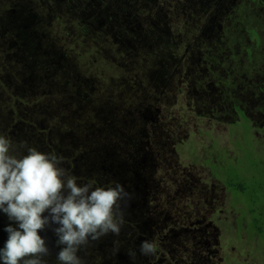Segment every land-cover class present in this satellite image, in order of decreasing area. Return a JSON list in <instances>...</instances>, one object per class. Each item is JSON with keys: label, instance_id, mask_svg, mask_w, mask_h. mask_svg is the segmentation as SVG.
<instances>
[{"label": "rangeland", "instance_id": "374dc122", "mask_svg": "<svg viewBox=\"0 0 264 264\" xmlns=\"http://www.w3.org/2000/svg\"><path fill=\"white\" fill-rule=\"evenodd\" d=\"M116 4H134L131 18L118 20L127 30L138 18L144 27L152 24L156 39L164 41L150 38L127 43L128 49L122 46L109 32L110 28L121 33L120 23L111 19ZM252 31L258 33L259 41L252 39ZM165 40L174 46L176 70L158 99L159 110L140 112L151 94L139 92L128 98L130 106H140L137 119L147 114L148 121L160 124V136L147 144L160 172L155 177H170L163 192L156 191L157 198L149 199L154 203L150 212L164 225L152 238L159 253L152 262L142 260L141 264H264V240L250 234L253 218L247 204L235 203L234 195L211 174L207 163L216 162L212 157L220 149L233 156L247 146L241 142L245 121L236 105L245 111L251 120L247 124L263 145L264 0H0V134L3 131L18 154L26 150L17 142L23 138L29 147L62 157L61 166L69 173L67 167L71 169L75 161L71 155L80 158L78 172L82 173L81 160L88 159L92 168L97 159L110 172L128 150L114 140L119 137L98 130L96 135L73 132L63 128L67 115L57 125L60 117L55 114L63 111L65 115L76 107L74 118L80 120L79 104L95 106V111L107 108L110 102L97 92L109 86L104 78H138L141 71L128 68L153 63L146 57L158 59ZM147 50L152 51L144 54ZM148 69L146 82L155 76L151 66ZM67 76L73 85L58 101L54 85ZM114 91L110 87L106 94ZM119 95L127 99L130 93L117 90L113 94L112 105L120 111ZM85 114L89 115L87 110ZM32 120L38 121L32 124ZM43 123L45 131L39 132ZM49 125L56 126L54 142ZM89 137H97L93 149L101 147L103 153L86 154ZM263 151L257 149L258 160L264 159ZM118 181L132 194L131 203H142L143 210L136 174ZM164 244L178 247L176 261L174 252L162 248Z\"/></svg>", "mask_w": 264, "mask_h": 264}, {"label": "trees", "instance_id": "16d2710c", "mask_svg": "<svg viewBox=\"0 0 264 264\" xmlns=\"http://www.w3.org/2000/svg\"><path fill=\"white\" fill-rule=\"evenodd\" d=\"M70 2H73V0H70ZM69 6L71 7L72 5ZM129 10L131 12H128ZM132 11H134V4L132 7L116 4L111 19L115 21L122 20L124 18L130 19ZM159 20L160 19H157V21ZM120 25L121 26L119 28L121 29V33L112 31L110 28L109 32H111L113 36L117 38L118 42H120L121 45L127 49V43L138 44V42H148L150 38L153 40L162 39H156V36L154 35L157 31L154 29L152 24L148 27H144L140 24L138 18L136 19L134 27H130L128 30L121 23ZM86 28L88 29V26H86ZM258 37V33L256 31H252V39H257V41H259L260 38ZM165 42L166 43H164L161 49L159 47L158 59L146 57L148 62H153L149 64V66H151L155 73L154 79H151L148 82L144 79V75L149 74L150 72L148 64L145 68H141L142 64L137 66H135V64H131V67L128 69L137 72L141 71L138 78H117L114 76L104 78L107 80L106 84H109V86L106 88V85H104L97 92L100 95H104L105 99L110 102L107 108L104 106L102 111L100 109H96L95 111V106L90 107L86 104H79L77 107L82 108V111H79L82 114L80 120L74 118V115L78 113L76 107L71 111L69 110L70 112L66 111L65 115L63 111H58V113L55 114L60 117L57 125L63 121V118L67 115L64 120L63 128L65 129L70 127L73 132H84L86 135H96V130H98L100 134L119 137L114 138V140L124 143L123 148L125 146L128 147V150L121 153V156L118 157V162H116L113 169L108 173H106L104 168L105 166L98 163L97 159L96 161H93V168L91 160L88 159V162L81 160L83 162V166L81 167L82 173L78 172L76 171V168L78 167L76 166V163L80 160V158L76 157V155H71V159H74L75 161L71 163L72 168L69 169L67 167V169L72 175H75L76 172H78L77 174H80L77 176L75 175L77 177V182L79 184H84L95 181V186H109L114 182H119L118 179L121 177L133 172V174H136V183H138L141 187L142 197L140 200L144 199L145 204L144 209L141 210L142 203H139L138 206L136 204H132L131 199L126 198L122 203L125 223L121 227L120 234L116 235L109 233L100 237L98 240H90L87 245L81 246L78 255L81 257L83 264H114L116 261L125 262L127 264H141L143 261L152 262L154 257L159 253L160 247L158 246L156 254L149 255L146 259V255H143L140 252V245L145 240L152 241V238L154 239L159 233V230L164 227V225H159L157 223L158 220L153 216L152 211L150 212L151 206L154 205V203L149 200L151 197L157 198L156 191L158 194L159 192L162 193L163 191H161V189H165L164 184L170 180L169 176L165 177L163 175H158L155 177L156 174L160 172L155 169L156 165L150 156V148L147 144L149 140L158 139L160 136L158 135L160 124L154 120L148 121L147 114L141 115L142 117L137 119L136 112L140 110V106L137 103L134 104L136 105L134 107L130 106V100H128V98L137 96L139 92H144L145 95L151 94L147 95L152 97L151 101L149 100L140 112H147V110H159L156 106L158 99H160L159 97H162V91L171 81V78H174L173 74L176 70V67L173 65L174 58L177 56L174 54V46L166 40ZM151 51L152 50H147L143 51V53L145 54V52L149 53ZM69 52L71 53V51ZM248 52L251 53V51ZM96 56L100 59L103 58L100 57L99 54H96ZM102 60H104V58ZM1 63L0 68H3ZM63 76L64 74L61 77ZM72 85V79L68 76L66 77V80L57 79V83L54 85L55 96L58 98H56V100H61L64 92L66 93V90L70 86L72 87ZM91 86L93 88L92 83ZM110 87L115 89V91L113 93L106 94L107 89ZM117 90H121V93H126L128 91L130 93L127 99L119 95L120 111L112 105L111 101L113 94H115ZM91 94V99L94 100L93 91ZM150 107H152V109ZM236 109L239 110L238 112L240 113L241 118L245 121V124H243L244 138L241 142H247V146H242L238 154L233 156L229 155L227 150L220 149L217 151L218 154L214 152L216 157H212L216 160V162H211V160H209L207 163L211 174L217 179H220L225 187L234 195L235 203L237 204L244 201L247 204L253 218L249 226L250 234L255 236L254 234L257 233L258 236L264 240V159L258 160L259 156L255 154L257 152L255 144L257 143L254 142V144L252 142V138H255V135L252 132L251 125L249 126L247 124L249 121L248 117H246L244 111L241 110L239 106L236 105ZM86 110L87 113H89L88 116L85 114ZM51 118V115H48V117L46 116L47 122H49ZM34 121L38 120H32V124H34ZM20 122L25 126V119L20 117ZM77 123L80 124L78 126L73 125ZM44 125L45 123H43V125L37 130L39 132L45 131V128H43ZM55 127L56 126L49 125V129L52 128L51 131L53 133V139L51 141L53 142L56 140L55 134L57 130ZM243 127L241 125V128ZM155 131L157 132L154 133ZM2 133L3 131L1 134ZM57 138L59 137L57 136ZM88 139L89 142H85V146L87 147L85 151H87L86 154L88 156L92 154L90 153L92 150H98L100 153H103L101 147L93 149V144H95L97 137H89ZM259 141L262 143L260 138ZM17 142L18 144L23 145L26 142V139L20 138ZM158 146L162 148L163 144L158 142ZM262 146L264 147V139ZM144 148H147L148 151H144ZM98 158H100V156H98ZM261 171L263 172V175L260 174ZM169 191L170 190H168V192ZM170 213L174 216L172 210ZM7 223V217L0 214V246H2L4 241L7 239V233L3 231ZM239 227L241 228V226ZM153 229L155 231H153ZM43 235L47 237L46 242L49 247V253L44 256L43 259L47 262V264H57L56 255L58 253V249L53 246L56 245V237L51 230H46ZM162 248L174 252V261H176L175 258L178 253V247L175 244L174 248L168 247L165 244L162 245ZM130 252L134 253V256L130 255Z\"/></svg>", "mask_w": 264, "mask_h": 264}, {"label": "clouds", "instance_id": "9594fccd", "mask_svg": "<svg viewBox=\"0 0 264 264\" xmlns=\"http://www.w3.org/2000/svg\"><path fill=\"white\" fill-rule=\"evenodd\" d=\"M0 134V214L7 217L0 246V264H47V237L51 230L59 251L57 264H83L78 252L90 240L109 233L119 235L125 223L122 203L131 198L124 185L79 184L62 167V157L22 145ZM158 244L145 240L143 255H155ZM134 256V253L130 252Z\"/></svg>", "mask_w": 264, "mask_h": 264}, {"label": "flooded vegetation", "instance_id": "af4514ba", "mask_svg": "<svg viewBox=\"0 0 264 264\" xmlns=\"http://www.w3.org/2000/svg\"><path fill=\"white\" fill-rule=\"evenodd\" d=\"M243 110V109H242ZM244 111V110H243ZM244 113H245V111H244ZM245 115H246V117H248L247 116V114L245 113ZM249 119V118H248ZM249 121L251 122V120L249 119ZM252 129V128H251ZM242 130H244L243 128H242ZM255 135V134H254ZM260 138V137H259ZM259 138L255 135V138H252V142L254 143V142H256L257 144H255L256 145V147H257V149H264V147L262 146V143H261V141H259ZM260 146V148H258ZM263 167H264V164H263ZM260 174L261 175H263V172L261 171L260 172Z\"/></svg>", "mask_w": 264, "mask_h": 264}]
</instances>
